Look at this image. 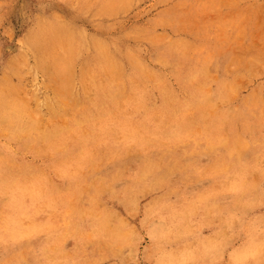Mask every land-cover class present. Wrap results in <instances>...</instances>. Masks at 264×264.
I'll return each instance as SVG.
<instances>
[{
  "label": "rangeland",
  "instance_id": "374dc122",
  "mask_svg": "<svg viewBox=\"0 0 264 264\" xmlns=\"http://www.w3.org/2000/svg\"><path fill=\"white\" fill-rule=\"evenodd\" d=\"M0 264H264V0H0Z\"/></svg>",
  "mask_w": 264,
  "mask_h": 264
},
{
  "label": "bare ground",
  "instance_id": "6f19581e",
  "mask_svg": "<svg viewBox=\"0 0 264 264\" xmlns=\"http://www.w3.org/2000/svg\"><path fill=\"white\" fill-rule=\"evenodd\" d=\"M108 44V43H107ZM111 46V45H110ZM112 48V47H111ZM152 121V120H151ZM111 122V121H110ZM149 122V121H148ZM160 123V122H159ZM106 128V127H105ZM106 130V129H105ZM102 131H104V130H102ZM111 137V136H110ZM116 142V141H115ZM114 146V145H113ZM73 147V146H72ZM74 151V150H73ZM63 153V152H62ZM63 156V155H62ZM58 157V156H57ZM42 167V166H41ZM137 171V170H136ZM229 191V190H228ZM44 197V196H43ZM227 197V196H226ZM231 197V196H230ZM41 200V199H40ZM12 207V206H11ZM57 208V207H56ZM16 211V210H15ZM29 211V210H28ZM31 212V211H30ZM19 213V212H18ZM28 213V212H27ZM13 214V213H12ZM17 215V214H16ZM15 215V216H16ZM77 217V216H76ZM24 219H26V218H24ZM52 219H54V218H52ZM85 219V218H84ZM87 221V220H86ZM94 223V222H93ZM25 230V229H24ZM101 232V231H100ZM254 233V232H253ZM101 234V233H100ZM40 238V237H39ZM81 238V237H80ZM41 239V238H40ZM250 247H252V245L250 246ZM241 258H242V256H240ZM31 258V257H30ZM240 258V259H241ZM238 259H239V257H238ZM239 259V260H240ZM31 260V259H30Z\"/></svg>",
  "mask_w": 264,
  "mask_h": 264
}]
</instances>
